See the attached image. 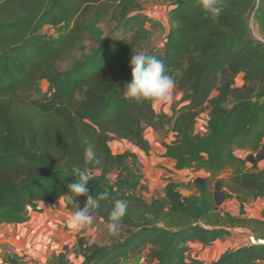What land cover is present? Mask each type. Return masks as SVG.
<instances>
[{"label": "trees", "instance_id": "16d2710c", "mask_svg": "<svg viewBox=\"0 0 264 264\" xmlns=\"http://www.w3.org/2000/svg\"><path fill=\"white\" fill-rule=\"evenodd\" d=\"M164 1L171 7V29L164 46L146 55L165 61L181 93L172 114L124 96L131 56L152 33L137 0H0V227L26 223L29 208L41 212L42 202L62 198L74 213L69 195L83 207L87 197L68 194V187L86 168L93 177L89 195L109 192L92 217L108 226L116 200H126L128 209L111 242L78 235L79 264H125L143 254L148 264L264 261L263 244L227 250L210 263L190 254L191 241L211 246L235 228L264 236V219L245 215L246 203L264 198V167L236 154L264 145V0H219L217 17L199 0ZM104 20L115 23L108 34ZM86 40L89 53L63 68ZM41 80L48 89L35 98ZM204 113L206 127L198 131ZM147 128L162 135L161 156L174 161L171 170L206 173L193 182L192 193L183 194L171 177L152 199L141 193L137 154L116 153L111 142L127 140L149 154ZM89 145L98 164L85 160ZM228 168L232 173L219 178ZM113 173L126 177V189L111 181ZM214 182L241 202L240 215L218 210ZM4 262L31 264L17 255ZM57 262L72 264L66 250Z\"/></svg>", "mask_w": 264, "mask_h": 264}, {"label": "rangeland", "instance_id": "374dc122", "mask_svg": "<svg viewBox=\"0 0 264 264\" xmlns=\"http://www.w3.org/2000/svg\"><path fill=\"white\" fill-rule=\"evenodd\" d=\"M137 1L141 3L144 13H146L151 19L150 27L152 32L150 39L146 43L145 47L142 48L139 52L148 54L152 51H159L164 46L167 35L171 29V21L169 17V11L171 7L164 0ZM101 26L108 34L111 29H114L115 23H111L109 22V20H104ZM252 31L256 37H261L254 24L252 25ZM49 32L53 33V30L49 29ZM113 35L116 38L121 37V34L118 30H115V33ZM90 47L91 43L86 40L85 48L78 50L74 54V58L63 64V68L72 65L74 63V60L81 58L83 54L89 53ZM239 83H241L240 78ZM47 89L48 82L46 80L39 81L36 85L34 94L35 98H40L47 91ZM180 99L181 93L177 91L176 88H174L172 102L164 105H156L155 108L159 112L165 111L169 114H172L173 105L178 104ZM206 123L207 114L204 113L198 122V131H204ZM170 136L171 137L167 138L166 141L169 142L172 139V134ZM146 137L152 144V148L149 154H146L142 149L127 140H115L111 142V147L116 153L131 151L137 154L139 160L138 171L140 173V177H142V186L140 188L141 193H143L148 199H152L155 195H159L160 193H162V188L165 185L166 179L168 177H171L175 181L180 183L179 188L183 194L187 195L192 193L194 191V188L192 187L193 182L201 181L206 173L193 169H184L177 171L171 170L172 168L168 166L167 161H158L156 159V156H159V152L164 150L162 135L155 130L146 129ZM238 152L239 155L243 157L249 155V160L252 161L249 165L259 163L264 165V162L261 161L264 159V145L262 149L256 153L251 154L249 150ZM227 176L228 175L226 174L225 178ZM110 179L116 185V187L120 189L127 188L126 186L128 184V180L123 175L119 176L118 173H113L110 175ZM213 184L215 187L216 201L220 203L224 196V192L218 189L216 182H214ZM40 207L42 208L41 217H43V220L38 221L33 226L28 227L27 234L29 235V239L26 238L23 241L19 237L15 244L11 245V254L8 255H17L20 258L19 255L28 256V254L31 252L29 250H32L36 259H41L42 255H45V264H58V254L61 251L66 250L67 257L70 262L72 264H79L83 260V257L77 247L79 234L101 244L111 242L118 234H111L108 231V226H106L103 220L98 217H93L91 225H87L80 229H71L68 226V221L73 213L66 209L64 198L54 203L43 202L40 204ZM29 211L31 214L38 215L37 213H33L34 210H32V208H29ZM16 231L20 232L19 230ZM1 234L2 233L0 232V236H2ZM19 235L21 234L19 233ZM4 244L2 243V245ZM142 256L143 255L132 258L125 264H148L147 259L142 260ZM2 258L3 256H0V261H3Z\"/></svg>", "mask_w": 264, "mask_h": 264}, {"label": "clouds", "instance_id": "9594fccd", "mask_svg": "<svg viewBox=\"0 0 264 264\" xmlns=\"http://www.w3.org/2000/svg\"><path fill=\"white\" fill-rule=\"evenodd\" d=\"M202 9L214 17L219 16L221 8L219 0H199ZM131 74L132 80L125 86V98L137 102H150L153 106L171 103L173 100V91L175 80L166 70L165 61L158 59L153 55H146L143 52L132 54L131 56ZM85 160L87 162L99 163V158L93 146L89 145L85 150ZM78 179L68 187V194H74L75 197L86 196L87 200L83 207L76 203L73 195H69V201L76 206L75 212L70 216L68 226L71 229H80L91 225L93 221L92 211L98 209L100 201L109 197V192L104 191L98 196L89 195V181L93 177L88 170H79ZM128 202L124 199L116 200L114 207L108 216V231L116 234L119 231L122 219L126 216ZM93 243V241H89Z\"/></svg>", "mask_w": 264, "mask_h": 264}, {"label": "crops", "instance_id": "0c3cea01", "mask_svg": "<svg viewBox=\"0 0 264 264\" xmlns=\"http://www.w3.org/2000/svg\"><path fill=\"white\" fill-rule=\"evenodd\" d=\"M147 129L153 130L152 128H147ZM123 141H126V140H123ZM243 150L245 149H237L236 154L240 157H243L239 155V152H238V151H243ZM162 153H163V150L159 152V156H156V159L158 161H167L168 166L173 169L174 161L169 158H163L161 156ZM263 160L261 161L264 162ZM250 162L252 161L249 160L248 165L250 164ZM258 165L260 167H264V165H262L261 163H259ZM232 171H233L232 168L226 169L223 173L219 175V178H225L226 174L229 176L232 173ZM241 206H242L241 202L236 197H226L224 193V196L222 200L220 201L219 205H217V208L222 213L229 212L232 215L238 216L241 214ZM245 211H246L245 215L248 217L264 219V198L254 199L246 203ZM33 213H37L38 215L31 214L29 209L27 210V214L30 215V220L26 223L10 224V225H5L3 227H0V232L2 233L1 234L2 236H0L1 238L0 239V244H1L0 245V256H3L2 258L3 261H0V264H8L4 262V257H6L8 254H11V251H10L11 245L15 244V242L19 239V237L23 241L26 238L29 239V235L27 234L28 227L33 226L38 221L43 220V217H41L42 212L34 211ZM16 230H19L20 232H17ZM19 233L21 235H19ZM250 235H252V233L249 231V229L235 228L232 234L226 237L219 238L211 246H206L200 241L194 240L190 242V246H191L190 254L194 257H198L199 259L205 262L210 263L212 261L217 260L227 250L235 249L237 247L249 244L248 239ZM2 243L3 244L5 243V244L2 245ZM29 251L31 252L28 254V256L19 255L20 258L22 257L21 258L22 260L28 261L31 264H45L46 257L44 254L42 255L41 259H36L34 257L33 251L32 250H29ZM255 264H264V261H258Z\"/></svg>", "mask_w": 264, "mask_h": 264}, {"label": "built area", "instance_id": "2783aa9c", "mask_svg": "<svg viewBox=\"0 0 264 264\" xmlns=\"http://www.w3.org/2000/svg\"><path fill=\"white\" fill-rule=\"evenodd\" d=\"M248 242L249 244H263L264 245V236L259 237V236L252 234L249 236ZM146 259H147V255L143 254L142 260H146Z\"/></svg>", "mask_w": 264, "mask_h": 264}, {"label": "water", "instance_id": "95a60500", "mask_svg": "<svg viewBox=\"0 0 264 264\" xmlns=\"http://www.w3.org/2000/svg\"><path fill=\"white\" fill-rule=\"evenodd\" d=\"M217 187H218V183H217ZM219 189V188H218ZM215 197H216V194H215ZM217 202V205L219 204V202L218 201H216Z\"/></svg>", "mask_w": 264, "mask_h": 264}]
</instances>
